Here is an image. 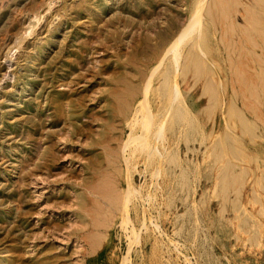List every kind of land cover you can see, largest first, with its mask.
Instances as JSON below:
<instances>
[{
	"label": "rangeland",
	"instance_id": "obj_1",
	"mask_svg": "<svg viewBox=\"0 0 264 264\" xmlns=\"http://www.w3.org/2000/svg\"><path fill=\"white\" fill-rule=\"evenodd\" d=\"M192 1L0 0V264H264V0H209L188 123L147 47Z\"/></svg>",
	"mask_w": 264,
	"mask_h": 264
},
{
	"label": "bare ground",
	"instance_id": "obj_2",
	"mask_svg": "<svg viewBox=\"0 0 264 264\" xmlns=\"http://www.w3.org/2000/svg\"><path fill=\"white\" fill-rule=\"evenodd\" d=\"M189 4H190V2H189ZM210 9H212V7L209 3V0H193L192 5H191V9L189 10L190 15L188 16V19L183 24V26L179 29L178 23L173 20L174 23L170 24V26H169L170 29L168 28L169 30L160 32L158 34V37L155 39L156 40L155 43H153L147 47L148 51L150 52V56L156 57L158 59L156 64L154 66H152V68H150L149 77H151V76H152V78L154 76H155V78H156V76L157 77H159V76L164 77V81L161 84L162 85L161 91H163V92L166 91L167 96L169 97V100H170V101L168 100L170 102V103L168 102L170 104V106L167 107V113H166L168 118L171 117L173 119L175 117L177 118L180 115L181 118H183V116H184V120L186 119V121L188 123L190 122V120L187 116L186 110L181 108V106H180L179 101H182V100L180 99L181 96H179V95L181 94V92L179 94V86H178V83L176 82V80H178L177 78L180 76H187L188 75L190 67H191L190 66L191 61L194 63L198 62V61H196V59H200L201 62L206 61V59H205L206 58V51H205L206 47L204 49V48H201V46L202 45L205 46L209 40V33H208L207 24L209 21L208 20V15H209L208 13H209V11H212ZM200 61H199V63H200ZM203 67H205V66L203 65ZM198 71H200V69ZM152 81H153V79L151 80V83H152ZM151 83L148 84V82H147L148 85L146 86V89H145L146 91L143 95H140L142 93V89H143V88L141 89V87H143L141 84H140V86L136 85L133 88L134 93L131 90L132 87H130L131 89L127 88L128 90L132 91V92L129 91L132 95L129 94L128 96L133 97V94H134V96L137 98L138 95H140V98L138 99V101H139L138 105L139 106L137 108V111L138 112L140 111L144 114L143 120H145V122L144 121H142V122H144L145 125L147 124V127H148V124L150 123V119L152 118V110H151V106H150V99L148 96V92L150 90L149 87H150ZM128 90H126V91L128 92ZM135 97L133 99H130V100H134ZM124 102H126V101L124 100ZM132 103H131V101H129V97H128V103L126 102V104L129 107L130 106L132 107ZM122 109H123V106H122ZM125 116H124V118H125ZM164 119H166V118H164ZM135 120H136V118H135ZM145 125H143V126H145ZM144 129H146V126ZM138 138H139L138 136L137 137L135 136V137H130L128 139H125L123 142L124 150L125 149L126 150L131 149V147H133L135 145ZM127 162H128V160H127ZM129 183L130 182H128V186H130ZM128 189H129V187H128ZM130 190L134 191L132 189H129L128 194H129V192H131ZM128 194L125 195V200L127 199Z\"/></svg>",
	"mask_w": 264,
	"mask_h": 264
}]
</instances>
